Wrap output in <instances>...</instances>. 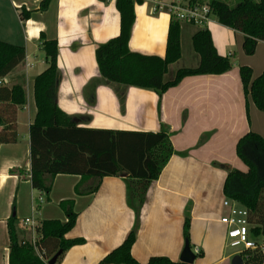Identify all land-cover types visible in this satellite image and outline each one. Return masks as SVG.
<instances>
[{"label":"crops","instance_id":"crops-1","mask_svg":"<svg viewBox=\"0 0 264 264\" xmlns=\"http://www.w3.org/2000/svg\"><path fill=\"white\" fill-rule=\"evenodd\" d=\"M43 1L0 0V41L26 50V59L0 86L12 89L19 85L26 93L21 106L0 101V117L17 132L15 143L0 145V264H10L11 218L18 220L20 239L31 244L34 238L41 239L37 229L44 222L68 221L69 202L78 217L65 238L84 243L71 247L56 264H104L136 226L132 256L137 262L147 264L154 257H165L180 263L187 241V217L189 243L197 256L194 264H232L238 254L228 248L227 227L221 223L228 214L224 206L229 199L224 192L228 172L215 164L247 173L249 168L237 154L238 143L250 133L264 139V112L245 94L240 75L242 67L253 70L254 80L264 72V42H259L253 56L246 55L245 36L212 15L206 28L219 55L231 60V70L186 77L159 97L153 90L102 79L96 51L121 33L118 0H53L47 11L41 10ZM178 3L188 0H144L135 6L129 43L132 53L166 57L172 16L163 7ZM24 12L30 14L27 20L22 18ZM204 28L181 24L182 56L169 66L165 81H172L180 70L199 67L201 57L193 37ZM42 35L58 43L57 105L79 128L158 133L165 126L169 130L175 154L150 186L139 218L128 202L126 174L103 179L47 176L48 194L33 188L30 128L38 113L35 80L48 68ZM27 219L37 229L25 226ZM253 241L264 252V238ZM58 244L47 239L45 252L40 249L47 263L60 252H56Z\"/></svg>","mask_w":264,"mask_h":264},{"label":"trees","instance_id":"trees-1","mask_svg":"<svg viewBox=\"0 0 264 264\" xmlns=\"http://www.w3.org/2000/svg\"><path fill=\"white\" fill-rule=\"evenodd\" d=\"M53 0H44L41 10L47 11ZM144 0H118L117 8L121 16L120 35L101 45L96 51L100 74L105 82L155 91L162 97L170 88L176 87L189 76L222 75L229 72L232 63L229 58L219 55L211 32L205 27L193 37L195 51L201 57L196 69L180 70L172 81H165L169 66L182 56L181 23L172 18L170 24L167 53L164 59L132 53L129 43L136 15L135 6ZM184 4V3H183ZM188 6L207 5L220 24L245 36L243 49L246 55L256 53L259 42H264V0H238L231 6L226 0H188ZM29 13H22L27 20ZM41 46L47 56L48 68L35 80L37 117L30 128L31 138V182L35 190L49 193L46 177L58 175H79L83 179H103L126 174L128 202L139 218L147 194L153 182L157 181L170 159L175 154L171 134L164 126L158 133H130L79 128L74 118L65 114L57 105V87L60 79L58 68V43L41 38ZM26 59L24 47L13 46L0 41V80L8 76ZM241 80L246 95H251L256 107L264 112V72L253 79V70L242 67ZM0 101H8L12 106L26 103V93L22 86L12 89L0 88ZM0 145L15 143L17 132L12 124L0 117ZM238 157L249 168L247 173L229 165L215 164L228 172L225 195L248 209L250 214L251 238H264V177L261 163L264 161V139L250 133L237 146ZM97 189H95L96 191ZM79 192V188H77ZM94 191V192H95ZM69 205V206H68ZM68 221L44 222L37 229L41 237L39 247L44 248L47 239L58 241L56 252L60 257L71 247L84 240H67L77 222L73 212V202L67 204ZM66 206V207H67ZM18 220L8 221L10 236V264H49L46 254L41 259L29 242L21 240L17 230ZM190 218H186L184 235L189 241ZM137 240V226L124 243L108 255L104 264H140L132 256V248ZM198 256H201L200 254ZM244 264H264L262 249L248 250L241 254ZM47 258V259H46ZM147 264L176 263L165 257H154Z\"/></svg>","mask_w":264,"mask_h":264},{"label":"built area","instance_id":"built-area-1","mask_svg":"<svg viewBox=\"0 0 264 264\" xmlns=\"http://www.w3.org/2000/svg\"><path fill=\"white\" fill-rule=\"evenodd\" d=\"M167 8V12L176 21L182 23H190L198 25L200 27H206L210 17L212 16V11L209 6L195 5L188 6L183 3L173 4ZM159 9H155L158 12ZM2 80H0V86L2 85ZM225 208L228 209V214L223 216L221 223L227 227V246L230 249L237 250V254L241 255L248 250L262 249L258 244H256L251 238L250 229V214L248 209L243 207L236 201L227 199L224 202ZM25 226H31L33 229H37V225L34 221L27 219L24 222ZM32 247L40 254V257L44 260L43 253H40L39 240L33 239L31 242ZM198 254V251H196Z\"/></svg>","mask_w":264,"mask_h":264},{"label":"water","instance_id":"water-1","mask_svg":"<svg viewBox=\"0 0 264 264\" xmlns=\"http://www.w3.org/2000/svg\"><path fill=\"white\" fill-rule=\"evenodd\" d=\"M61 251L49 262V264H56L58 257L61 255ZM197 256L192 251L189 241H186V247L184 249L181 262L186 264H194ZM232 264H244L241 255H236L232 261Z\"/></svg>","mask_w":264,"mask_h":264},{"label":"rangeland","instance_id":"rangeland-1","mask_svg":"<svg viewBox=\"0 0 264 264\" xmlns=\"http://www.w3.org/2000/svg\"><path fill=\"white\" fill-rule=\"evenodd\" d=\"M206 2L207 1H209V0H205ZM226 2H228L231 6H236L237 5V3H238V0H226ZM216 16L215 15H213V18H215ZM172 77V74H170V77L169 78H171ZM261 167H262V175H263V177H264V161H262V163H261ZM233 252H237V250H233V249H231Z\"/></svg>","mask_w":264,"mask_h":264}]
</instances>
